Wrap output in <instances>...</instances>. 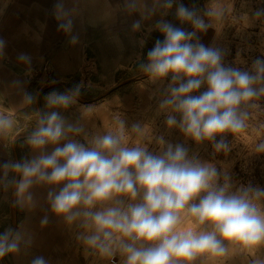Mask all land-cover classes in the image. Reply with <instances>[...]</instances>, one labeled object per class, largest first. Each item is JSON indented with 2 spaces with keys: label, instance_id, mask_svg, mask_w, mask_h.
Listing matches in <instances>:
<instances>
[{
  "label": "clouds",
  "instance_id": "obj_1",
  "mask_svg": "<svg viewBox=\"0 0 264 264\" xmlns=\"http://www.w3.org/2000/svg\"><path fill=\"white\" fill-rule=\"evenodd\" d=\"M174 4L176 19L194 30L159 20L154 30L164 39L155 42L138 70L152 83L170 77L157 109L158 115L166 114L169 130L178 129L197 145L209 142L216 153H227L228 136L247 130L254 114L264 115V59H255L248 70L225 66L219 48L200 42L197 33L217 27L226 16L228 10L219 0H210L203 14L178 0H153L151 7L145 0H124L123 10L140 13L141 20L132 24V31L138 32L141 21L157 12L167 15ZM76 15L75 7L66 8L64 0H57L58 30L70 35L73 45L78 43V36L72 35ZM261 17L264 9L254 13L255 19ZM5 46L0 39V58ZM18 61L30 65L31 57L21 53ZM84 87L81 82L63 93H49L26 141L35 155L0 165V188L14 189V207L36 209L33 189L47 188L51 213L77 229L85 255L110 264L117 256L119 264H232L237 258L240 264H264V188L236 186L214 163L190 155L184 144L167 142L152 129L149 135L147 124L129 127L120 115L114 117L115 130L87 134L79 121L70 122L61 114L77 103ZM34 100L26 93L23 103ZM13 127V120L0 113V138ZM80 136L84 143L76 139ZM152 143L156 150H150ZM252 151L264 154V139ZM48 222L45 215L41 226ZM32 244L31 234L9 227L0 233V259ZM30 264L49 261L35 256Z\"/></svg>",
  "mask_w": 264,
  "mask_h": 264
},
{
  "label": "rangeland",
  "instance_id": "obj_2",
  "mask_svg": "<svg viewBox=\"0 0 264 264\" xmlns=\"http://www.w3.org/2000/svg\"><path fill=\"white\" fill-rule=\"evenodd\" d=\"M3 1L0 0V25L7 2L11 0ZM43 1L46 6L53 3V7L57 2V0ZM219 2L228 10L223 22L218 23L217 27L209 28L206 33H197V35L202 44L219 48L224 53L225 66L248 70L255 59H264V17L259 20L254 18L255 11L264 9V0H219ZM145 3L151 7L153 1L149 4L145 0ZM178 3H183L189 8L195 7L203 14L210 0H178ZM123 5L124 0L72 1L67 8L77 9L72 35L78 36V43L75 45L70 42L65 43L68 34L61 31V35L65 34V38L57 46L66 47L65 53L76 56L74 48L78 45V57L76 56L75 65L68 66L60 59L61 57L50 55L48 59L54 72L51 83L45 80L46 76L41 78L38 86L30 82L26 71L42 67V63L25 65L18 61V55L14 54L7 45L5 46V55L0 58V113L8 115L13 120L14 127L6 138H0V165L8 161L32 158V149L26 141L35 126V113L45 108V97L53 91L63 93L82 82L85 87L77 98V103L63 110L61 114L70 122L79 121L87 134L96 130H115L117 125L112 116L117 108L127 112L132 111L129 118L124 119L129 127L135 122L147 124L149 126L146 132L149 135L152 129L155 135H163L167 142L184 144L189 149L190 155L196 154L202 161L214 163L218 170L226 172L231 177L236 186L251 184L264 188V154L252 151L254 145L264 139V115L254 114L247 130L238 133L235 138L228 136L230 151L227 153H216L209 142L197 145L192 140L186 139L178 129L169 130L165 124L166 114L158 115L157 109L160 95L170 82V77L163 83H152L138 70V64L146 61L148 51L154 47L157 40L164 39L160 32L154 30V25L159 20L164 19L187 32L194 29L190 24H180L175 16L176 4H174L167 15L143 20L141 30L133 32L132 24L141 20V15L139 12L132 14L125 12L122 18ZM22 9L23 6L17 9L20 11L17 12V16L23 13ZM85 17L87 21L89 17L94 19V22L88 23L90 36L87 37L83 31ZM24 22V19L17 18L12 22V30L15 31L19 28L18 25ZM115 34L122 35L131 42L130 48L121 50ZM141 40L144 41L143 46L140 45ZM16 77L25 80L24 95L27 93L35 97L31 105L26 106L21 103L7 107L9 103L17 102ZM205 90L206 86L195 94L199 95ZM261 105L264 107V100L261 101ZM87 108L92 109L84 113L83 110ZM76 139L81 143L85 142L83 136ZM132 139L136 140L134 137ZM149 148L156 150L157 145L152 143ZM1 191L0 233L9 227L15 230L17 222L21 221L24 215V209L13 206L14 189L5 191L1 188ZM186 226L191 227V224ZM74 229V227L67 229L70 241H73ZM75 230L77 232V229ZM56 254L55 251L51 252L54 259L57 258ZM4 258L13 261L12 254ZM85 258L86 264H110L109 261L93 255ZM0 264H5V261L0 259ZM232 264H240L239 258Z\"/></svg>",
  "mask_w": 264,
  "mask_h": 264
},
{
  "label": "crops",
  "instance_id": "obj_3",
  "mask_svg": "<svg viewBox=\"0 0 264 264\" xmlns=\"http://www.w3.org/2000/svg\"><path fill=\"white\" fill-rule=\"evenodd\" d=\"M72 1L74 0H64L65 7L67 8ZM152 1L153 0H147L149 4L152 3ZM3 2H5V0ZM22 6L23 13L17 16V12H20L17 9ZM124 13L125 11H122V18L124 17ZM160 16L161 13L157 12L151 19ZM17 18L24 19L25 22L18 25L19 28L13 31L11 28L13 25L12 22ZM85 21L86 22L83 23V31L87 37V35L90 36L88 23L89 21L94 22V19L89 17L87 21L85 17ZM67 37L65 43L68 44L70 42V35ZM115 37L120 43L121 50L130 48L131 42L126 40L122 35L115 34ZM64 38L65 34L61 35V31L58 30V22L54 17L53 3L46 6L43 0H32L31 2L11 0L7 2L0 25V39L6 42L7 47L14 54L18 56L21 53L26 54L31 57L30 64L42 63V66L50 55L54 54L61 57L60 59L65 61L66 65L73 66L76 64L79 46L77 45L74 48V53L77 57L68 54V52L65 53L66 47L62 48V46H57ZM102 51H104V49ZM16 80L19 82L15 94L17 102H15L16 104L9 103L7 107H14L17 104L23 103V87L25 80L22 77H16ZM51 150L52 146L46 148L47 152H51ZM31 153L35 155L33 151ZM1 193L2 191L0 188V195ZM33 193L38 201V207L31 211L24 209V215L21 217V221L19 220L17 222L15 227V231H24L31 234L33 237V244L20 254H12L13 261L7 258L8 263L30 264L35 256H43L49 261V264H86L84 248L76 239V230L74 229L73 241H70L69 232L67 230L68 227L63 225L57 217L51 213L46 202L47 188L35 187ZM45 215L49 217V222L46 226L42 227L41 219ZM52 251L57 252V258H53L51 255Z\"/></svg>",
  "mask_w": 264,
  "mask_h": 264
},
{
  "label": "built area",
  "instance_id": "obj_4",
  "mask_svg": "<svg viewBox=\"0 0 264 264\" xmlns=\"http://www.w3.org/2000/svg\"><path fill=\"white\" fill-rule=\"evenodd\" d=\"M51 61L49 59L46 60V62L43 64L42 67L39 68H32L28 71H26V74H28V78L30 82L35 83L37 86L40 84L41 78L45 77V80L49 83H51V76H54V72L52 71ZM132 111H125L122 109L117 108L114 111V115L112 116L113 119L116 116H121L123 119L129 118ZM124 114V115H123ZM123 115V116H122ZM115 122V120H114ZM119 262V256H117L112 264H117Z\"/></svg>",
  "mask_w": 264,
  "mask_h": 264
},
{
  "label": "bare ground",
  "instance_id": "obj_5",
  "mask_svg": "<svg viewBox=\"0 0 264 264\" xmlns=\"http://www.w3.org/2000/svg\"><path fill=\"white\" fill-rule=\"evenodd\" d=\"M3 261H5V264H9L7 260H5L4 258H2Z\"/></svg>",
  "mask_w": 264,
  "mask_h": 264
},
{
  "label": "water",
  "instance_id": "obj_6",
  "mask_svg": "<svg viewBox=\"0 0 264 264\" xmlns=\"http://www.w3.org/2000/svg\"><path fill=\"white\" fill-rule=\"evenodd\" d=\"M5 259V258H4ZM6 260V259H5Z\"/></svg>",
  "mask_w": 264,
  "mask_h": 264
}]
</instances>
